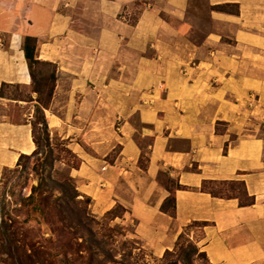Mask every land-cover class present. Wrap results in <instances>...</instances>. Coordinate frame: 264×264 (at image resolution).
Segmentation results:
<instances>
[{"label": "crops", "instance_id": "0c3cea01", "mask_svg": "<svg viewBox=\"0 0 264 264\" xmlns=\"http://www.w3.org/2000/svg\"><path fill=\"white\" fill-rule=\"evenodd\" d=\"M206 1L202 24L191 0H0V172L35 151L31 37L56 69L43 114L81 159L71 175L93 212L124 208L155 258L204 222L194 243L210 264H264V0ZM234 181L253 205L202 190ZM171 195L173 217L160 209Z\"/></svg>", "mask_w": 264, "mask_h": 264}, {"label": "rangeland", "instance_id": "374dc122", "mask_svg": "<svg viewBox=\"0 0 264 264\" xmlns=\"http://www.w3.org/2000/svg\"><path fill=\"white\" fill-rule=\"evenodd\" d=\"M207 9L206 0H191L189 16L207 23ZM227 10L234 12L235 7ZM204 33L205 30H195L190 38L198 43ZM0 39L7 44L9 38L1 35ZM32 71L34 82L25 90V96L18 87L6 86L1 91L14 98L31 99V93L37 94L29 117L37 151L0 172V264H208L194 254L188 243L195 244L201 237L198 227L185 228L174 249L155 258L131 236L132 226L121 222V208L100 215L93 212L91 201L85 202L86 196L78 191L71 175L81 161L72 142L65 138L66 134L51 131L47 122L46 126L43 123L42 115L54 90L56 78H50L53 68L33 64ZM37 107L42 114L36 112ZM79 138L77 145L82 147L84 143ZM118 150L116 146L114 152ZM39 183L35 208L28 196ZM70 184L78 192L73 200L74 194L67 188ZM203 189L245 199L239 183L209 182Z\"/></svg>", "mask_w": 264, "mask_h": 264}, {"label": "trees", "instance_id": "16d2710c", "mask_svg": "<svg viewBox=\"0 0 264 264\" xmlns=\"http://www.w3.org/2000/svg\"><path fill=\"white\" fill-rule=\"evenodd\" d=\"M232 7H234V6H232ZM224 8L225 7H220V6L212 7V9H224ZM22 50L24 52V57H25V59L27 61V64H28L29 73H30V77H31L32 83L34 82V78H35V74L32 71L33 64H45V65L51 66L53 68V72H52L50 78H52L53 80L55 79V70H56L55 69V66L52 65V64H50V63L41 62V61H39L36 58V50H37V47H36V39L35 38L25 37L24 40H23V43H22ZM34 92L37 93L38 91L37 90H34ZM49 96H51V94ZM48 103H49V100H48ZM36 112H40L42 114V112L39 109V107L36 108ZM42 117H43V123L46 126V120L44 119V116L43 115H42ZM34 144H36V143L34 142ZM226 147L227 146H225L224 153L226 151ZM36 151H37V149H35V151L33 153H35ZM22 157L23 156H21L20 158H22ZM20 158H19V160H20ZM222 183H239L242 186V188H243V196H244L245 199L244 200H241L236 195H227L226 196V195L215 194V193H212L210 191H207V192L209 194L213 195V196H220V197H226V198H233V197L234 198H239V205L240 206H251V205H253L254 201H253L252 198H250V197H248L246 195V192H245V189H244V185H243L242 182L234 181V182H222ZM176 187H178V186H176ZM40 188H41V184L40 183L36 187H32L31 194H30V196H28L29 202L33 203L35 208L37 207L36 203L38 201L37 200V197H36V193L40 190ZM67 188H68V190L70 192H72L74 194V197H72V200L75 199L78 196V192H77L76 187L74 186V184H70V187L68 185ZM202 190H204V189L202 188ZM85 202L88 204L90 202V199L87 198V197H85ZM116 207L121 208L123 214L125 213V209L124 208H122L121 206H116ZM160 209H161L162 212L169 213V215L173 217L174 216V210H175V200H174V197L171 195L169 198H167L162 203ZM112 210L113 209H111L107 213L111 212ZM206 224L207 223H204V222H194V223L188 225V227H190V226L204 227V226H206ZM182 233H184V231ZM182 233L179 234V236L177 238V241H176V244H178V241L182 238ZM188 243H189L190 248L193 250L194 254H197L198 256H201V257L205 258L206 261H207V263L210 264L208 262V259H207V257H206V255H205L204 252H200L199 249H198V247L195 244H192L191 242H188ZM176 244H175V246H176ZM164 254H169V251L165 252Z\"/></svg>", "mask_w": 264, "mask_h": 264}]
</instances>
